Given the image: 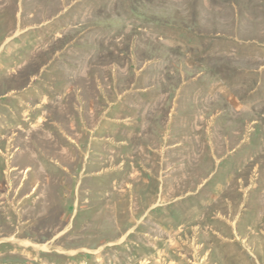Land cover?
<instances>
[{"label": "rangeland", "instance_id": "obj_1", "mask_svg": "<svg viewBox=\"0 0 264 264\" xmlns=\"http://www.w3.org/2000/svg\"><path fill=\"white\" fill-rule=\"evenodd\" d=\"M0 264H264V0H0Z\"/></svg>", "mask_w": 264, "mask_h": 264}]
</instances>
